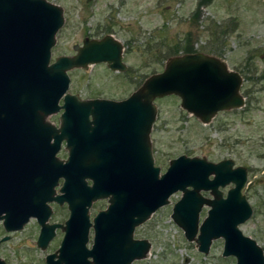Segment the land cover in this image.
I'll return each mask as SVG.
<instances>
[{
    "label": "water",
    "instance_id": "obj_1",
    "mask_svg": "<svg viewBox=\"0 0 264 264\" xmlns=\"http://www.w3.org/2000/svg\"><path fill=\"white\" fill-rule=\"evenodd\" d=\"M62 20L61 7L48 0H0V115L27 114L41 119L59 111L58 126L49 121L45 124L48 170L45 197L58 204L65 202L68 214L62 224L41 223L36 238L40 247L52 236L54 226L63 231L57 253L47 254L46 264H129L134 258L144 256L149 246L146 240L133 239V227L122 231L100 225L95 228L91 244L86 246L90 199L107 190L115 196L113 209L121 210L122 205L121 178L113 182L107 178V171L104 184L94 183L93 188L86 184V177L94 170L104 171L92 167L87 152L86 117L93 111L117 121L131 117V121L143 126L146 149L139 185L145 193V204L149 202L151 206L144 207L140 221L153 208L167 203L171 193L181 191L171 216L183 229L186 239L196 242L199 251L208 252L211 240L223 237L222 254L233 255L235 264H264L261 245L239 227L252 212L243 191L247 182L245 166L232 167L231 158L211 161L205 156L182 153L172 158L159 175V168L152 167L150 160L148 131L156 114V97L175 94L184 109L208 122L218 111L244 104L239 72L229 69L215 55L185 52L169 57L160 71L147 76L122 100L81 99L67 91V70L97 62L124 70L123 45L111 33L100 38L84 36L80 44L72 45L74 53L58 54L51 59L54 35ZM62 139L67 150L64 160L55 156ZM210 174L213 176L209 177ZM58 175L64 179L59 188L61 193L51 196ZM132 183H136L135 178ZM229 183L232 185L223 195L219 186ZM201 189H210L213 197L205 198ZM204 204L209 207L200 222ZM41 208L36 210L43 212L44 219L49 207L43 200ZM107 212H111V207L100 214Z\"/></svg>",
    "mask_w": 264,
    "mask_h": 264
},
{
    "label": "rangeland",
    "instance_id": "obj_2",
    "mask_svg": "<svg viewBox=\"0 0 264 264\" xmlns=\"http://www.w3.org/2000/svg\"><path fill=\"white\" fill-rule=\"evenodd\" d=\"M48 1L61 7L63 17L54 35L51 59L72 54V45L80 44L83 36L100 38L111 33L123 45L124 70L111 69L105 62L67 70V91L81 98L124 97L147 76L160 71L169 57L185 52L215 55L239 72L244 104L220 110L208 122L184 109L175 94L156 97L151 140L162 169L169 158L181 153L214 161L231 157L235 164L245 166L243 191L252 212L239 227L264 252V0ZM215 29L222 33L217 35ZM188 44L195 49L184 51ZM57 114L51 113L48 119L56 122ZM57 154L63 156L64 150ZM180 195L181 191H176L171 198L177 200ZM55 209L51 219L62 218L65 211ZM170 211L169 206L159 209L151 221L137 229L152 245L143 259L130 264H234L233 256L221 255L222 238L212 241L208 253L200 252L171 219ZM204 215L202 210L200 216ZM35 235L33 222L10 232L0 244L6 264H44V253L54 249L57 239L40 249Z\"/></svg>",
    "mask_w": 264,
    "mask_h": 264
},
{
    "label": "flooded vegetation",
    "instance_id": "obj_3",
    "mask_svg": "<svg viewBox=\"0 0 264 264\" xmlns=\"http://www.w3.org/2000/svg\"><path fill=\"white\" fill-rule=\"evenodd\" d=\"M128 95L120 98L95 95L85 98H81L78 95L77 96L81 99L103 98L122 100ZM59 102L60 100L58 101V103ZM57 112L58 114L56 115V122H51L48 119V115L43 116L41 119L37 117H33V119L27 114H15L11 116L0 115V227L3 231L0 234V244L9 238L10 232L20 230L29 222H33L35 223L36 229L34 242L37 247L43 249L51 239L52 241H54V239H57L55 241L54 249L44 253L42 260L44 264H46L45 256L47 254L55 252L57 253L56 250L60 244L63 231L59 226H54L52 229V236L47 240L44 247H40L36 244V238L40 231L41 223L43 221V223L45 224H62L68 214L67 205L65 202L58 204L53 199L48 200L45 197V184L48 175L46 163L47 149L45 139V124L46 121H49L54 126H58L59 111ZM155 117L148 131V143L151 165L152 167L159 168L158 174L160 175L166 170L170 160L176 156L169 158L167 165L163 169L161 168L158 162V158L153 149L154 147L151 140V133ZM86 118V132L88 142L87 152L90 155L89 160L93 168L104 170L101 172H95L94 170L90 177H86V184L92 188L94 187V183H98L99 185L104 184V175L107 173V171L108 179H111V181L113 182H117L116 180L118 178H121L119 181L122 182V195L120 197L122 203V205H120L121 210L113 209V207H115V203L113 202L115 196L111 191L104 190L100 192L101 194H96L90 199L89 205L87 207V235L89 244L87 245V240L86 246H89L91 244L97 225L104 226L106 229L110 230L122 229V231H126L128 230V228L133 227V239L146 240L149 246L145 252V255L139 258H134L130 262L132 263L134 260L143 259L152 245L149 238L137 234V229L144 225L146 222L151 221L153 215L159 209L165 206L170 207V217L174 221L171 214L173 212V207L176 200H173L171 198V195L175 192L171 193L168 196L167 203L158 205L156 208H153L149 212L148 216L140 221L139 217L140 215L143 216V213L145 211L144 207L146 206L147 208H150L151 206V203L149 202L145 204V193L143 188L139 185L140 183L142 184L140 179V172H142L141 170L144 167V151L146 149L143 126L138 122L131 121V117L125 116L120 121H117L115 120V118H112V116L105 117L103 116V114L96 113V111L90 112ZM62 149L64 150V155L59 156L57 152ZM55 156L60 160H64L67 156L65 141L63 139L59 143V147L55 152ZM225 158L231 157H224L221 159ZM237 165L239 164H235L234 161L232 167H235ZM212 176V174L209 175V177ZM133 178H135L136 180V183L134 184L132 183ZM63 180L64 179L61 175H58L55 178V182L52 185V193L50 194L51 196L61 193L59 188L62 185ZM231 185L232 183H229L225 186H219V188L223 191V195H226V191ZM200 192L205 198L213 197L210 189H201ZM205 193L209 195H205ZM41 200H43L44 205L49 207V214L44 219L41 218L43 212L36 210V208H39L40 210L42 209ZM98 201H102V204L95 207ZM205 205L206 204L202 206L200 214L202 210L203 212L207 213V209L209 206L206 205L207 207L205 208ZM55 207H58L59 209L61 208L65 211V214L62 218L51 219L56 210ZM110 207L111 212L100 214V211L107 210ZM117 207H119V205H117ZM200 214L199 220L201 222L205 215L201 217ZM218 238L223 239V237ZM214 239L217 238H213L210 245L212 244V241ZM221 255L233 256L223 255L222 251ZM55 258L56 257L54 255L53 259ZM0 263L6 264L5 259L1 256Z\"/></svg>",
    "mask_w": 264,
    "mask_h": 264
},
{
    "label": "trees",
    "instance_id": "obj_4",
    "mask_svg": "<svg viewBox=\"0 0 264 264\" xmlns=\"http://www.w3.org/2000/svg\"><path fill=\"white\" fill-rule=\"evenodd\" d=\"M210 0H205L204 1V3H208ZM202 2V1H201ZM215 32H216V34L218 35V34H220V33H222V30L221 29H219V31L217 30V29H215ZM189 46H183L182 48L184 49V51H192V50H194L195 48H193L192 47V45L191 44H188ZM175 50H178V47H177V49H175Z\"/></svg>",
    "mask_w": 264,
    "mask_h": 264
}]
</instances>
